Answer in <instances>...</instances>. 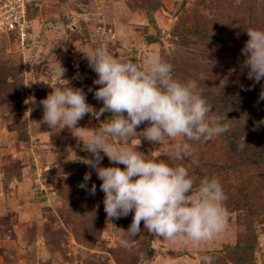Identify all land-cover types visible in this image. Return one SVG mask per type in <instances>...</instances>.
Returning <instances> with one entry per match:
<instances>
[{"label": "rangeland", "instance_id": "374dc122", "mask_svg": "<svg viewBox=\"0 0 264 264\" xmlns=\"http://www.w3.org/2000/svg\"><path fill=\"white\" fill-rule=\"evenodd\" d=\"M29 2L23 44L14 32L0 30V264H143L141 256L150 264H204V257L211 264H264V132L258 127L264 104L257 102L264 80L247 78L241 52L247 30H264V0ZM101 46L140 68L163 58L174 77L197 81L213 115H226L227 132L208 142L187 141L197 164L169 158L185 137L146 140L147 122L131 142L108 137L113 147L140 143L136 150L148 158L183 164L194 188L217 177L229 221L212 240L199 246L186 238L163 240L142 221L130 250L120 246L134 211L107 218L102 181L85 163L90 154L79 140L102 128L111 113L98 119L86 114L77 124L81 129H51L42 122L40 101L57 83L82 88L88 104L102 107L94 98L97 74L85 55ZM101 155V166H112ZM86 172L92 173L87 184L96 185L94 196L79 187Z\"/></svg>", "mask_w": 264, "mask_h": 264}, {"label": "clouds", "instance_id": "9594fccd", "mask_svg": "<svg viewBox=\"0 0 264 264\" xmlns=\"http://www.w3.org/2000/svg\"><path fill=\"white\" fill-rule=\"evenodd\" d=\"M247 35L249 39L241 49L245 56L242 67L247 69L249 80L260 83L264 80V30L249 29ZM85 55L88 66L97 74L93 84L99 87L94 98L102 101V107L97 111L88 104L82 88L72 87L68 81L57 83L59 86L40 101L42 122L51 129H81L77 124L86 114L98 119L105 112L111 113L102 128L91 130L84 139L78 138L82 150L90 154L85 163L102 181L99 187L104 193L107 218L120 219L134 211L129 228L122 230L128 238L121 237L120 246L130 250L131 239L141 233L142 221L155 237L169 241L186 238L198 246L224 232L229 211L227 196L217 177H205L194 188L189 168L183 164L171 166L159 156L148 158L136 150L140 143L113 147L108 137L131 142L136 129L147 122L149 126L143 131L146 140L159 144L164 139L185 137V142L172 146L169 158L197 164L187 141L208 142L227 132L226 115H213V105L197 81L174 77L173 65L161 57L150 58L147 66L140 68L127 55L112 53L105 46ZM260 98L264 99V91ZM101 153L112 166H101ZM120 164L125 167L116 166ZM91 176V172H86L79 187L94 196L96 185L88 188L87 184ZM140 259L143 264H150L144 256ZM203 259L204 264H211L210 258Z\"/></svg>", "mask_w": 264, "mask_h": 264}, {"label": "built area", "instance_id": "2783aa9c", "mask_svg": "<svg viewBox=\"0 0 264 264\" xmlns=\"http://www.w3.org/2000/svg\"><path fill=\"white\" fill-rule=\"evenodd\" d=\"M28 0H0V30L12 31L23 44L28 35Z\"/></svg>", "mask_w": 264, "mask_h": 264}, {"label": "trees", "instance_id": "16d2710c", "mask_svg": "<svg viewBox=\"0 0 264 264\" xmlns=\"http://www.w3.org/2000/svg\"><path fill=\"white\" fill-rule=\"evenodd\" d=\"M27 12H28V17L30 18V12L28 11V6H27ZM264 99H257V102L259 105H261V102L264 104ZM264 112H262L263 114ZM258 127H260L261 131L264 132V116L262 118H260V124H258Z\"/></svg>", "mask_w": 264, "mask_h": 264}, {"label": "crops", "instance_id": "0c3cea01", "mask_svg": "<svg viewBox=\"0 0 264 264\" xmlns=\"http://www.w3.org/2000/svg\"><path fill=\"white\" fill-rule=\"evenodd\" d=\"M29 3H30V2H29V0H28L27 6H29ZM180 260H182V261H183L184 259H183V258H181ZM183 264H185V262H184Z\"/></svg>", "mask_w": 264, "mask_h": 264}]
</instances>
